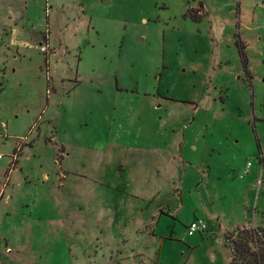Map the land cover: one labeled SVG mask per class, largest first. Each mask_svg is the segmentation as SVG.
<instances>
[{"label": "rangeland", "instance_id": "1", "mask_svg": "<svg viewBox=\"0 0 264 264\" xmlns=\"http://www.w3.org/2000/svg\"><path fill=\"white\" fill-rule=\"evenodd\" d=\"M1 123L0 264H225L185 232L264 226V0H0Z\"/></svg>", "mask_w": 264, "mask_h": 264}, {"label": "trees", "instance_id": "2", "mask_svg": "<svg viewBox=\"0 0 264 264\" xmlns=\"http://www.w3.org/2000/svg\"><path fill=\"white\" fill-rule=\"evenodd\" d=\"M223 240L230 249L228 264H264V228H236L225 234Z\"/></svg>", "mask_w": 264, "mask_h": 264}, {"label": "crops", "instance_id": "3", "mask_svg": "<svg viewBox=\"0 0 264 264\" xmlns=\"http://www.w3.org/2000/svg\"><path fill=\"white\" fill-rule=\"evenodd\" d=\"M177 145H179V143H177ZM180 146V145H179ZM145 207V212H144V214L146 215L145 217H144V219H143V221H142V227L143 226H145L146 224H148V222L150 221V218H149V216L151 217L152 216V211L154 210H152L151 208H149V205H147V206H144ZM144 209V208H143ZM140 210V209H139ZM109 212H112V218H111V224L114 226V225H117L118 223H119V221L117 220V218H116V216H117V214H118V212H117V209L116 208H114L113 210H108V214H109ZM161 215V214H160ZM210 217L211 218H215V215H213V213H211L210 214ZM196 219H202L204 222H205V224H206V229L205 230H203V231H197V232H195V233H193V234H191V235H188L186 232H185V237H192L194 234H198L199 235V241L202 243V242H204V241H209L210 239H211V235L213 234L214 235V237L216 238V239H214V241L216 242V240H218V242H222V243H224V240H223V236L225 235V234H227V233H230V232H232V230L233 229H228V228H225V227H222V225H221V223H220V221L219 220H217V221H215L216 223L214 224L213 222H212V220L210 221V220H207V219H204L203 217H193V219L190 221V222H192V221H194V220H196ZM159 221H160V216L157 218V220H156V223H155V225L153 226V235L151 236H149L151 239H156V238H158V236H157V233H155V228H157V225H158V223H159ZM189 222V223H190ZM189 225V224H188ZM187 225V226H188ZM240 227H243V226H240ZM240 227H238V228H240ZM250 227H253V228H255V227H261V228H264V226H262V225H252V226H250ZM186 229V228H185ZM160 239H162L161 237H159ZM225 248H226V252H227V254H226V262H225V264H228L229 263V261H230V249L228 248V247H226V245L224 246Z\"/></svg>", "mask_w": 264, "mask_h": 264}, {"label": "built area", "instance_id": "4", "mask_svg": "<svg viewBox=\"0 0 264 264\" xmlns=\"http://www.w3.org/2000/svg\"><path fill=\"white\" fill-rule=\"evenodd\" d=\"M5 126L3 123L0 124V129H4ZM1 158V157H0ZM249 163H247L244 167L243 174H246L248 172ZM206 229V224L202 220H194L189 223L187 226V234L191 235L197 231H203Z\"/></svg>", "mask_w": 264, "mask_h": 264}]
</instances>
